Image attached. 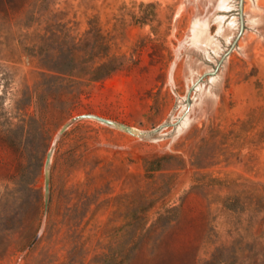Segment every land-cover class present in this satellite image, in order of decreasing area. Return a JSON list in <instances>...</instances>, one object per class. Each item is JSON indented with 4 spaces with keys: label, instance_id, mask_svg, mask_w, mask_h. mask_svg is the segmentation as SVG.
Wrapping results in <instances>:
<instances>
[{
    "label": "rangeland",
    "instance_id": "rangeland-1",
    "mask_svg": "<svg viewBox=\"0 0 264 264\" xmlns=\"http://www.w3.org/2000/svg\"><path fill=\"white\" fill-rule=\"evenodd\" d=\"M36 1L0 0V264H103L109 249L115 256L104 264H118V227L132 216L125 205L132 209L140 180L145 185L143 159L165 155L172 157L154 180L175 177L176 218L154 229L127 264H264V0H232L230 10H217L218 0L30 5ZM44 9L67 37H82L97 20L127 63L91 83L56 76L37 55L54 45L42 39ZM215 12L226 16L229 40ZM203 21L217 53L193 38ZM82 113L139 130L164 124L162 136L74 122L54 150L44 217L46 153L61 126ZM128 238L136 241L132 227Z\"/></svg>",
    "mask_w": 264,
    "mask_h": 264
},
{
    "label": "trees",
    "instance_id": "trees-1",
    "mask_svg": "<svg viewBox=\"0 0 264 264\" xmlns=\"http://www.w3.org/2000/svg\"><path fill=\"white\" fill-rule=\"evenodd\" d=\"M40 1L42 5L47 0ZM40 1L30 5H34L35 8L40 7L41 5L38 4ZM141 5H144V3ZM147 5L154 7L155 3L149 2ZM44 10L45 12L48 11V14L45 15L44 19L46 23L44 30L46 32L42 35V39L45 42L51 39L54 45L42 47L37 51V55L41 59V64L46 69L55 72L56 76L71 79L75 83L83 81L91 83L107 78L127 63L128 58L125 54L113 52L112 39L108 33L102 30L97 20H89V27L82 37L76 35L67 37L65 25L58 23V27L55 28L56 23L51 21V10ZM33 12L36 13V10H29L32 15ZM133 18L135 21L142 23L152 20L149 16L137 17L136 14L133 15ZM47 32H50L51 36H47ZM171 157L165 155L161 157H144L143 159L144 173L142 178L145 185L140 180V184L133 192L132 209L130 210L129 205H125V211H132V216L125 217L124 222L118 227V231L121 233L122 245V248L118 250V264H127L133 251L154 229L159 228V226H166L176 218L178 207L171 202L169 197L175 177L169 174L170 179L160 185H157L154 180L156 172L166 169L164 159ZM177 168H182V165L179 164ZM166 176L168 174H162V177ZM120 197L128 200L130 194H124ZM157 207V217L152 221L151 212ZM131 227L136 238V241H132L134 242L132 245H130L131 242L128 238ZM104 256L103 262H110L115 256V252L113 249H109V253L104 254Z\"/></svg>",
    "mask_w": 264,
    "mask_h": 264
},
{
    "label": "water",
    "instance_id": "water-1",
    "mask_svg": "<svg viewBox=\"0 0 264 264\" xmlns=\"http://www.w3.org/2000/svg\"><path fill=\"white\" fill-rule=\"evenodd\" d=\"M82 118H92L96 119L102 123H105L107 125L117 127L123 130H126L134 135H137L141 138H148V139H156L162 136V133H160L161 127L164 125H161L157 128L151 129V130H139L137 128H134L132 126H129L127 124H124L122 122L109 119L103 116H100L95 113H82L76 116L71 117L68 121H66L61 128L57 131L55 134L52 144L49 148V150L46 153L45 163H44V217L47 215L50 205V182H51V171H52V157L54 154V150L56 148V145L61 138V136L65 133V131L77 120Z\"/></svg>",
    "mask_w": 264,
    "mask_h": 264
},
{
    "label": "bare ground",
    "instance_id": "bare-ground-1",
    "mask_svg": "<svg viewBox=\"0 0 264 264\" xmlns=\"http://www.w3.org/2000/svg\"><path fill=\"white\" fill-rule=\"evenodd\" d=\"M233 1L232 0H218L217 10L218 9L230 10L232 7H234L233 6L234 4H232ZM214 17H215V19H217V21L219 23V29H220L219 31L221 33H223L226 36V38L229 40L230 34L232 33V31H229V29H230L229 28L228 29L229 32H225L226 27H227V26H225L226 16L224 14L219 15V14H217V12H215ZM256 20H257V18H254L252 21L256 22ZM209 22L210 21L198 22L195 26H193L194 28H193V34L192 35H193V38L195 40H197L200 43H204L206 45L207 49L212 48L217 53L220 50V45H219L220 43H218V41L216 40V38L213 35L211 36L208 34L209 33V31H208ZM235 24H237L235 18H232L228 22L229 27L234 28ZM188 118L189 117L187 115L183 118L182 123H180V125L178 127V131H181V129H183L185 123L187 124L189 122Z\"/></svg>",
    "mask_w": 264,
    "mask_h": 264
}]
</instances>
